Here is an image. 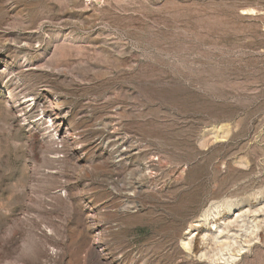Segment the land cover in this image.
Instances as JSON below:
<instances>
[{"label": "rangeland", "instance_id": "rangeland-1", "mask_svg": "<svg viewBox=\"0 0 264 264\" xmlns=\"http://www.w3.org/2000/svg\"><path fill=\"white\" fill-rule=\"evenodd\" d=\"M0 264H264V0H0Z\"/></svg>", "mask_w": 264, "mask_h": 264}]
</instances>
